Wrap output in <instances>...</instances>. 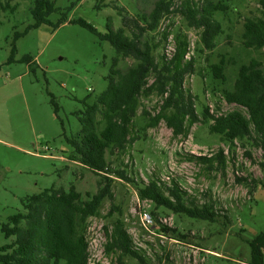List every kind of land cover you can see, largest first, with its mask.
<instances>
[{
    "label": "rangeland",
    "instance_id": "rangeland-1",
    "mask_svg": "<svg viewBox=\"0 0 264 264\" xmlns=\"http://www.w3.org/2000/svg\"><path fill=\"white\" fill-rule=\"evenodd\" d=\"M33 1L13 0L10 6H16L15 10L0 9V247L13 240L5 238L2 225L22 211L21 201L26 197L50 188L67 191L74 185L86 199L99 188L98 176L69 161L71 148L67 139L80 131L75 113L83 109L82 101L95 100L107 88L117 55L107 41L71 21L82 19L106 33L109 25L114 30L121 27L119 9L124 16L135 18L137 12L149 13L156 0H82L74 7L71 0H56V11L48 17L51 26L30 29L14 41L16 32H24L34 22L30 14ZM180 2L177 0L175 5ZM228 6L223 22L225 33L217 47L204 55L193 52L195 58L201 57L195 65L199 74L187 75L183 83L198 102L224 112L235 107L223 102L220 82L208 75V66L223 56L232 82L236 66L230 63L241 64L256 56L242 49L239 37L243 20L257 15L259 10L257 0H231ZM62 20L66 22L56 27ZM158 30L154 34L156 42L165 30L173 41L181 32L191 49L197 45L199 33L187 28L180 16L163 18ZM165 44L166 41L161 43L157 56H162ZM13 45L15 53L9 62ZM24 57L29 58V63L21 61ZM132 64L126 60L120 67ZM51 99L58 106L57 116ZM159 104L155 96L141 99L132 133L140 139L123 153L107 157L113 198L104 200L99 215L88 221L89 264H141L118 251L106 252L104 227L110 229L117 220L131 236L134 248H139L137 252L145 264H252L250 243L264 232V188L258 185L253 189L236 180L263 182L262 151L236 141L232 152L219 137L209 133L202 121L184 135L175 136L163 122L142 131L146 122L142 111L153 115ZM197 112L200 114L199 105ZM220 149L226 158L223 170H209L185 159L188 154L210 157ZM122 170L129 181L113 173ZM151 179L166 184L177 182L200 204L211 201L219 217L208 222L162 208L154 210L150 202L138 199L133 186ZM151 211L159 223L147 230L141 217L143 212ZM163 226L176 232L165 234ZM262 253L264 259V249Z\"/></svg>",
    "mask_w": 264,
    "mask_h": 264
},
{
    "label": "trees",
    "instance_id": "trees-1",
    "mask_svg": "<svg viewBox=\"0 0 264 264\" xmlns=\"http://www.w3.org/2000/svg\"><path fill=\"white\" fill-rule=\"evenodd\" d=\"M12 1L0 0V9L15 10L16 6H10ZM55 1L34 0L30 9L34 22L24 32H16L14 41L30 29L51 26L48 17L56 11ZM80 1L71 0V7ZM176 1L156 0L149 13L137 12L135 18L124 16L119 9L121 27L114 30L109 25L106 33H100L82 19L71 21L107 41L117 55L112 62L107 88L95 100L86 98L82 101L83 109L75 113L80 131L67 139L71 148L69 161L98 176L99 188L95 194L86 195V199L74 185L67 191L50 188L23 199L22 211L10 216L1 227L5 238L13 240L0 247V264H89L88 221L99 215L104 200L113 198L110 189L113 181L107 176L112 171L107 157L123 153L140 139L132 133L141 99L155 96L160 100L153 115L142 111V117L146 118L142 131L154 129L163 122L178 136L202 121L208 126L209 133L219 137L232 152L236 141L261 150L260 167L264 171V0H257V15L243 20L239 37L242 49L252 51L256 56L241 64L230 63L236 66V77L232 82L228 80V64L223 56L208 66V75L213 81L220 82L223 102L235 107L228 112L198 102L197 96H192L183 83L187 75L199 74L195 65L201 57L196 54L204 55L217 47L219 38L225 33L223 22L228 16L231 0H181L175 5ZM170 15L180 16L187 28L199 33L197 45L188 58L189 42L181 32L174 36L175 52L170 59L163 52L162 56L156 55L161 43L167 40L168 32L159 33L157 42L154 34L159 32L163 18ZM65 22L59 21L56 27ZM14 53L13 45L9 62L13 61ZM205 59L208 61V56ZM126 60L133 64L121 69V63ZM21 61L29 63V58L24 57ZM51 104L57 116L59 109L54 99ZM185 159L205 165L209 170H223L226 163L221 149L210 157L188 154ZM113 173L117 178L129 181L123 170ZM236 181L253 189L258 185L264 188V180L248 182L245 178H237ZM133 186L138 199L150 202L154 210L162 208L208 222H215L219 217L211 201L200 204L195 195L191 196L177 182L166 184L151 179L147 183H133ZM150 215L159 223L154 211ZM161 229L165 234L176 232L165 226ZM104 236L107 238L106 252L118 251L145 264L137 252L139 248H134L132 238L120 220L110 229L105 226ZM250 247L252 264H264V232L253 239Z\"/></svg>",
    "mask_w": 264,
    "mask_h": 264
},
{
    "label": "built area",
    "instance_id": "built-area-1",
    "mask_svg": "<svg viewBox=\"0 0 264 264\" xmlns=\"http://www.w3.org/2000/svg\"><path fill=\"white\" fill-rule=\"evenodd\" d=\"M172 36H168L167 40H166V44H165V48L163 49V54L165 55L166 58L170 59L173 55V53L175 52V46H174V41L172 40ZM173 41V42H172ZM189 53L187 54V58L190 56V54H192L191 52V48L189 46L188 48ZM210 107L212 108V106L210 105ZM48 150V149H47ZM141 221L144 225V227L148 230L149 228L155 227L156 226V221L154 220V218L150 215V213L147 212H143L142 213V217H141ZM162 230V229H161Z\"/></svg>",
    "mask_w": 264,
    "mask_h": 264
}]
</instances>
